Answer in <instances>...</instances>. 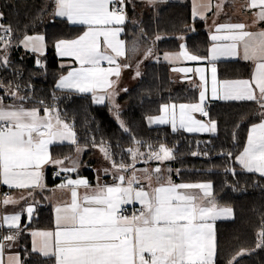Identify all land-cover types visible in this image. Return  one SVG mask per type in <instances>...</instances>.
<instances>
[{
	"label": "snow or ice",
	"instance_id": "snow-or-ice-1",
	"mask_svg": "<svg viewBox=\"0 0 264 264\" xmlns=\"http://www.w3.org/2000/svg\"><path fill=\"white\" fill-rule=\"evenodd\" d=\"M148 2L154 4L157 0ZM54 5L55 17L84 26L82 33L75 38L58 39L54 43L58 57L71 58L78 65L61 64V67L67 66L70 70L59 77L55 88L70 93L91 94L94 103L103 104L116 94L117 81L112 77L119 78L121 68L130 67L120 63V59L126 57V42L121 39L127 20L126 0H54ZM216 8L219 15L223 11V2ZM247 8L257 9L252 25L242 22L217 24L210 35L212 45L207 56L191 54L181 44L180 53H165V59L183 57L191 61H207L211 71L212 99L252 101L264 109V29L249 30L264 23V0H248ZM210 9L211 0H193L192 16L194 19H206L205 12ZM2 19L3 13L0 12ZM11 36V27L5 28L0 24V45L4 46L0 65L5 67L10 63L7 50L11 46ZM19 43L37 54L38 67H45L39 58L46 54L45 35L24 34ZM129 51L135 52V46ZM151 54L152 50L148 49L146 56ZM228 57L251 62V77L218 80L215 62ZM105 64L108 66L105 67ZM195 71L204 82L198 102L163 104L159 109L160 115L148 117L149 123L171 125L173 132L216 131L215 121L205 123L194 116V113L208 116L205 108L208 98L206 69L198 67ZM0 89H4L2 83ZM6 95L20 103L5 104L0 97V184L19 190L44 189L47 165L58 168L56 176L78 172L81 166L78 157L86 149L79 144L74 124L65 119L58 106L39 101L40 107H25L23 102L30 97L19 95L18 85L15 91L9 85ZM53 99L58 98L53 95ZM118 107L113 106L116 119L120 121V127L128 132L129 129L120 120ZM65 142L75 146L77 158L53 157L52 146ZM134 142L136 146L127 150L132 163L125 164L113 159L105 142L97 145L93 138L92 146L99 147L104 158L111 162V169L105 168L103 173L112 175L113 182L102 183L98 177L93 185L86 177L73 179L68 175L57 186L58 190L67 193V198L55 204L52 228L30 232L32 253H38L54 264H215V222L233 218V209L218 204L210 180L176 183L170 175H165V170L159 165L154 169L138 171L135 167L138 160L163 164L173 160L175 155L174 149L164 143L156 148L147 144L149 151L145 153L140 150L144 143L140 140ZM192 155L199 153L193 152ZM227 155L232 157L231 152ZM235 161L247 172L264 177V112L260 113V122L253 123L248 130L246 144L235 156ZM226 171L235 175L234 169ZM167 172L170 173L171 169ZM16 202L10 197L2 200L3 205ZM133 204L139 207L128 214L126 206ZM24 211L30 219L35 209L29 205ZM0 219L9 230H14L11 234L0 236V264H24L19 253L5 256L6 249L12 247V242L20 236L21 215H3ZM256 247H264V224L257 233ZM244 251L241 250L238 255H243Z\"/></svg>",
	"mask_w": 264,
	"mask_h": 264
},
{
	"label": "trees",
	"instance_id": "trees-1",
	"mask_svg": "<svg viewBox=\"0 0 264 264\" xmlns=\"http://www.w3.org/2000/svg\"><path fill=\"white\" fill-rule=\"evenodd\" d=\"M54 0H0V12L3 13V25L11 27V46L8 48V60L5 67L0 65V83L5 93L8 86L16 89L19 95L30 99L23 103L58 106L65 119L74 124L80 145L88 147L84 161L89 167L83 168L78 175L90 180L94 178V158L96 144L101 141L108 144L113 159L125 164L132 163L128 149L135 145V140L144 143L141 147L149 151L147 144L154 148L160 143H167L174 149L175 158L169 162L178 170L179 180L186 182L211 181L218 204L230 206L234 217L230 220L216 222L217 256L215 264H264V247L257 248V233L264 224V177L258 173H249L239 168L235 156L243 150L250 125L258 119L257 105L254 102H212L208 105V118L217 122L215 134H192L180 130L173 132L170 126H153L147 124L148 115L159 113L165 102H195L199 98V90L174 81L168 62L145 61L142 78L139 82L120 95L124 104L120 122L112 113L108 103H93L90 94H77L55 88L60 75L65 72L60 58L56 55L54 43L58 39L74 38L82 33L84 26L73 25L66 19L53 15ZM130 20L125 27L128 42H139V47H153L159 51L177 50L184 36L189 50L200 56H207L211 43L209 33L204 29L201 19H193L192 9L188 2L170 1L160 8H153L136 2L129 7ZM195 25L196 31L190 32ZM41 33L45 35L47 50L40 58L45 67L36 65V54L21 49L19 43L24 34ZM159 36L161 39H156ZM140 47V48H141ZM3 48L0 49L2 56ZM220 78L247 77L250 64L239 59L220 60L216 62ZM55 95L58 99H53ZM54 158H64L75 153V146L69 143L53 145ZM196 152L199 155L193 156ZM231 152L232 157L227 153ZM207 153V155H204ZM231 167V171H226ZM54 168L46 171L47 183L58 185L63 176L54 177ZM38 216L34 217L30 226L39 228L53 226L51 206L45 201L38 207ZM28 229V227H27ZM27 229L20 235L21 252L25 264H54L52 260L32 253L30 236ZM241 250H248L233 260Z\"/></svg>",
	"mask_w": 264,
	"mask_h": 264
},
{
	"label": "crops",
	"instance_id": "crops-1",
	"mask_svg": "<svg viewBox=\"0 0 264 264\" xmlns=\"http://www.w3.org/2000/svg\"><path fill=\"white\" fill-rule=\"evenodd\" d=\"M170 1L188 2L190 4L191 9L193 10V0H157V2L154 4H150L148 2V0H126L127 20H126V23L124 25V32L121 34V39L125 40V42H126V57L121 58L120 63L121 64H128V65H130V67L121 68V75L119 76V78L112 77V79L117 81V83L115 85V93L116 94L112 97V99H106L103 104H98V105L104 106V104L108 103L112 106V108L114 105H118L119 109L122 110L124 107V104L119 100V97H120V95H122L125 92L124 89L128 90L129 88L135 86L139 82V80L142 78L145 61L168 62V64L170 65V71H171L170 76H172L174 81H176L177 83H180V84H185L191 88L196 87V88H198L199 93L202 90L201 85H203L204 82L201 81L200 74L197 73L195 71V69L198 67L205 68L206 72L204 73V75L208 81V84H207L208 98L206 99V102H205V108H207L209 103H212V102H228L225 100H214L211 98V96H210L211 71H210V65H208L207 61H191V60H186L183 57H181L179 59L172 58L171 60L165 59V53L178 54L181 52V47L177 50H174V51H172L170 49H169V51H159V50L154 49L153 47H141L140 46L141 47L140 48L138 46L136 48L135 52L129 51L135 45V43L132 44V43L128 42L127 38L125 37V27H126L128 21L130 20V13H129L130 4L134 5V3H136V2H142L144 5H146L148 7L160 8L162 5H165L166 3L170 2ZM222 2H223V11L219 15H217L216 5L220 4ZM247 4H248V0H211V9L209 11L205 12L206 19H201L203 21L205 31L207 33H209L208 34L209 38H210V35L214 31L215 26L217 24L229 23V22H231V23L242 22V23H245L248 25H252V22L254 20V13L257 11V9H248ZM53 12H54V10H53ZM58 18H62V17H58ZM63 19H66V18H63ZM195 19H197V18H195ZM198 19H200V18H198ZM0 24L3 25L2 20H0ZM258 29H264V23H259V24L255 25L254 27H250L249 30L257 31ZM194 31H196V27H195V25L192 24L190 32H194ZM37 34H39V33H37ZM182 37H183V39H182L181 44H184L186 46V42L184 39L185 37L184 36H182ZM70 39H73V38H70ZM211 45H212V41L210 43L209 48L211 47ZM186 48H187L189 53L200 56L199 54L194 53L191 50H189L187 46H186ZM21 49L24 51H28L26 49H23L22 46H21ZM148 49L152 50V54L146 56ZM36 57H37V54H36ZM150 57L152 58V60H149ZM39 58H42V57H39ZM235 59H239V60L243 61L239 57L221 58L220 60H235ZM220 60H218V61H220ZM60 63L64 64V65H71L72 67H78V65H76L75 62L71 58H60ZM247 63L250 64V68H251L249 76L239 77V78H220L219 74H218V68H217L218 80L249 79L251 77V74L253 71V64L251 62H247ZM104 66L107 67L108 65L105 64ZM216 66H217V64H216ZM65 69H66L65 72H63L61 75H66L67 72L70 70V68L67 66H65ZM174 69H192V71H187V72H185V71H174ZM137 72L140 73L139 76L136 75ZM58 79H57V81H58ZM57 81H56V83H57ZM110 91H112V90H110ZM0 97H3L5 104L20 103V101L14 100L12 97L6 95L5 93H0ZM198 100H199V98L197 99V101L190 102V103H196V102H198ZM92 101H93V99H92ZM234 102H252V101H234ZM166 103L180 104V103H188V102L171 101V102H165L163 104H166ZM95 104H97V103H95ZM24 105H25V107H28V108H31L33 106L40 107L38 105H28L25 103H24ZM261 112H264V109H260L259 105H257V113L256 114H257L258 119L255 120L253 123H259L260 122V113ZM158 115H160V112L157 114L147 116L146 121L150 127L164 126V125H160V124L149 123L148 117L158 116ZM194 116L196 119L202 120L205 123H208L209 120H212V119H209L208 116H202L200 113H194ZM212 121H215V120H212ZM251 125H250V127H251ZM167 126L171 127V125H167ZM250 127H249V129H250ZM216 132H217V122H216V131L214 133L213 132H203V133H192V134H215ZM65 143H67V142H65ZM143 151L145 153H147L145 150H143ZM169 162L170 161H167L166 163H163V164H159V162H157V161H148L147 163H145L144 160H138V161H136L135 167L139 171V170H142L145 168L154 169L155 167H157L159 165L162 169L165 170V175H170L171 179L176 183H181V182L196 183V182H186V181L179 180L178 170L174 167H171L169 165ZM237 164L239 165V163H237ZM53 166L54 165H47L45 167V170H44L45 188L44 189L37 188L35 190H19V189H15V188H9L6 185L0 184V217H2L3 215H15V214L19 213L21 215L20 226H21V229H24V228H26V227H24V225H25L26 217H27V212L24 211V209H26V207L29 204H37L39 207V205L43 201H45L48 205L51 206L52 213H53V220H54L55 204L57 203V201H59L61 199H66L67 193L58 190L57 186L59 184L58 185L57 184L56 185H49L47 183V177H46L47 169L51 168V167L54 168V173H53L54 175L53 176L54 177L63 176V181L65 180V178L68 175H70L71 178H73V179H75L77 177H85V176L78 175V172L81 171L83 168H79L78 172H76V173H71V174L62 173L60 176H56L55 173H56V171H58V169L56 167H53ZM239 168H241V170L243 169L240 165H239ZM168 169H171L170 173L167 172ZM93 170H94V168H93ZM244 171H246V170H244ZM94 173L95 174H94L93 180H90L89 178L86 177L93 185L96 184L97 178H98L95 170H94ZM99 181L102 183L111 184L113 182V177H112V175H104L103 174L99 177ZM29 191H31V195H29ZM6 192L9 193L8 196H5ZM5 197H10V198L16 200L17 202L13 203V204L3 205L2 200ZM133 205L136 207H139L138 204H133ZM219 205H221V204H219ZM221 206H226V205H221ZM38 207H37V210L35 213V217H37L39 214L38 213ZM229 219L231 220L232 218H229ZM220 220H227V219H220ZM0 221L3 222L2 219H0ZM217 221H219V220H217ZM216 222H215V231H216ZM5 227H7V226L5 225ZM51 228L52 227L39 228V227H35V226H30V227L28 226V229L27 228L26 229H27V232L30 236V244H29L30 247L32 246L31 245L32 238L30 235V232L32 230H47V229H51ZM21 234H22V230H21L20 235ZM15 253H19L21 256V259L24 261V257H23L22 252H21L20 236L18 237V239L16 241L12 242V247L6 249L5 256L12 255ZM24 264H25V262H24Z\"/></svg>",
	"mask_w": 264,
	"mask_h": 264
},
{
	"label": "rangeland",
	"instance_id": "rangeland-1",
	"mask_svg": "<svg viewBox=\"0 0 264 264\" xmlns=\"http://www.w3.org/2000/svg\"><path fill=\"white\" fill-rule=\"evenodd\" d=\"M35 34H37V33H35ZM35 34H30V35H35ZM41 34V33H40ZM139 42H137V44H135L134 46H135V48H137L138 46H139V44H138ZM22 46V48L23 49H25L24 47H23V45H21ZM4 46L3 45H0V48H3ZM27 50V49H26ZM7 54H8V51H7ZM7 57H8V55H7ZM149 60H152V58L150 57L149 58ZM11 90H13V91H15L16 89L14 88V89H11ZM113 110H112V113H113V115H114V117L116 118V112H115V110H114V108H112ZM120 111H121V109H119V107H118V112H119V117H120V120H122V118H121V116H120ZM119 121V120H118ZM123 121V120H122ZM120 122V121H119ZM124 122V121H123ZM100 144V143H99ZM99 144H97V145H99ZM167 147H169L170 148V146L167 144V143H164ZM106 145L108 146V144L106 143ZM82 147H84L86 150H84L81 154H80V156L78 157L79 158V160L81 161V166H80V168H85V167H89L90 165H89V163L87 162V161H84V155H85V152L88 150V147H86V146H83V145H81ZM136 145H132V147L131 148H134ZM96 148V151H95V153L90 157V158H94V162L96 163L94 166H93V168H94V170L96 171V174H97V176L98 177H100L101 175H103L104 173H103V169H105V168H109V169H111V162L109 161V160H106L105 158H104V155H103V153L99 150V147H95ZM140 150L141 151H143L142 150V148H140ZM144 152V151H143ZM71 157H73V158H77V155H76V152L71 156ZM62 159V158H61ZM167 162V161H166ZM166 162H164V163H166ZM169 166V165H168ZM53 167H56L55 165L53 166ZM57 168V167H56ZM58 169V168H57ZM241 252V251H240ZM240 252H238V253H240ZM238 253L234 256V258H233V260L234 259H236V258H238V257H240L241 255H238ZM247 254V253H249V251L248 250H246V251H244V254Z\"/></svg>",
	"mask_w": 264,
	"mask_h": 264
},
{
	"label": "built area",
	"instance_id": "built-area-1",
	"mask_svg": "<svg viewBox=\"0 0 264 264\" xmlns=\"http://www.w3.org/2000/svg\"><path fill=\"white\" fill-rule=\"evenodd\" d=\"M126 10L127 9L125 7V11ZM206 111H208V108H206ZM8 195H9V193L6 192L5 196H8ZM126 207H127V213L128 214H130L133 211V209L138 208V207H136L134 205H128ZM0 225H3V222L0 221ZM11 231H14V230H9L7 227H5V225L0 226V236L11 234Z\"/></svg>",
	"mask_w": 264,
	"mask_h": 264
},
{
	"label": "water",
	"instance_id": "water-1",
	"mask_svg": "<svg viewBox=\"0 0 264 264\" xmlns=\"http://www.w3.org/2000/svg\"><path fill=\"white\" fill-rule=\"evenodd\" d=\"M230 169H234L233 167H231ZM42 204V203H41ZM29 205H32L33 207H34V209H35V211H34V214H33V216L29 219V217H28V215H27V217H26V222H25V225H24V227H28L31 223H32V221H33V219H34V217H35V213H36V210H37V207H38V205L37 204H29ZM28 205V206H29ZM27 206V207H28ZM26 207V208H27Z\"/></svg>",
	"mask_w": 264,
	"mask_h": 264
}]
</instances>
